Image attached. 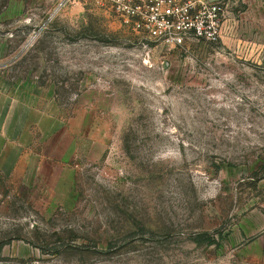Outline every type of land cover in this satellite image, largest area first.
<instances>
[{"label": "rangeland", "instance_id": "374dc122", "mask_svg": "<svg viewBox=\"0 0 264 264\" xmlns=\"http://www.w3.org/2000/svg\"><path fill=\"white\" fill-rule=\"evenodd\" d=\"M219 1L172 48L0 0V264H264V0Z\"/></svg>", "mask_w": 264, "mask_h": 264}, {"label": "built area", "instance_id": "2783aa9c", "mask_svg": "<svg viewBox=\"0 0 264 264\" xmlns=\"http://www.w3.org/2000/svg\"><path fill=\"white\" fill-rule=\"evenodd\" d=\"M124 25L165 47L187 42L217 43L223 17L220 1L208 0H95Z\"/></svg>", "mask_w": 264, "mask_h": 264}, {"label": "water", "instance_id": "95a60500", "mask_svg": "<svg viewBox=\"0 0 264 264\" xmlns=\"http://www.w3.org/2000/svg\"><path fill=\"white\" fill-rule=\"evenodd\" d=\"M213 2L219 1V0H212Z\"/></svg>", "mask_w": 264, "mask_h": 264}, {"label": "trees", "instance_id": "16d2710c", "mask_svg": "<svg viewBox=\"0 0 264 264\" xmlns=\"http://www.w3.org/2000/svg\"><path fill=\"white\" fill-rule=\"evenodd\" d=\"M0 247H1V245H0Z\"/></svg>", "mask_w": 264, "mask_h": 264}]
</instances>
